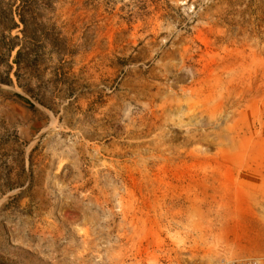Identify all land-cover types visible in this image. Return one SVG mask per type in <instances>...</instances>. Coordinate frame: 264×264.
Here are the masks:
<instances>
[{
  "label": "rangeland",
  "instance_id": "obj_1",
  "mask_svg": "<svg viewBox=\"0 0 264 264\" xmlns=\"http://www.w3.org/2000/svg\"><path fill=\"white\" fill-rule=\"evenodd\" d=\"M36 1L69 44L49 107L0 83V264H264V0Z\"/></svg>",
  "mask_w": 264,
  "mask_h": 264
},
{
  "label": "trees",
  "instance_id": "obj_2",
  "mask_svg": "<svg viewBox=\"0 0 264 264\" xmlns=\"http://www.w3.org/2000/svg\"><path fill=\"white\" fill-rule=\"evenodd\" d=\"M17 1L19 5L17 6L16 14L20 24L23 25L21 29L22 37L20 35L12 36V31L20 28V24L15 21V13L12 6L7 11L9 21L7 23L0 22V60L6 67L5 71L0 73V83L13 85L11 72L14 67L9 61L13 52L16 51L13 62L16 65L14 74L18 86L38 100L43 106L49 107V98L47 96L40 97L38 88L33 86V80L38 78L37 73L45 63V56L53 52L61 54L68 51L69 41L62 36V31L54 27L55 25H52L53 27L48 32L40 33L43 25L39 22L34 9L38 1L16 0L15 2L17 3ZM54 75L56 77L62 76V79L59 80L60 83L65 82L67 79V72L64 71V66L56 68ZM74 93L72 89L71 95L74 96ZM14 95L20 101L35 108L34 103L25 96L19 93Z\"/></svg>",
  "mask_w": 264,
  "mask_h": 264
}]
</instances>
